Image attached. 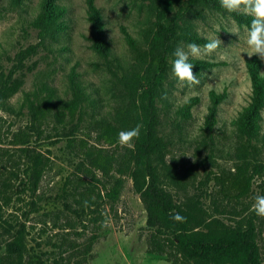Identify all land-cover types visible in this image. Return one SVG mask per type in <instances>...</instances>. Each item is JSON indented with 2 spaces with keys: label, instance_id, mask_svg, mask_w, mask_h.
<instances>
[{
  "label": "rangeland",
  "instance_id": "rangeland-1",
  "mask_svg": "<svg viewBox=\"0 0 264 264\" xmlns=\"http://www.w3.org/2000/svg\"><path fill=\"white\" fill-rule=\"evenodd\" d=\"M55 1L66 7L64 27L33 19L40 0H0V92L5 94L0 104V264H171L168 252L158 251L152 240L154 233L167 243L169 234L146 225L130 177L117 173L114 162L104 172L93 161L95 152L87 150L95 147L114 157L130 146L105 142L97 131L100 123L114 122L117 106L129 104L128 80L153 32L154 2L93 0L109 43V53L103 54L91 46L87 0ZM185 4L169 12L175 18V47L192 42L188 34L217 35L220 47L200 57L216 64L194 73L200 81L194 85L172 75V53L168 56L155 100L156 131L164 142L155 161L159 183L176 202L196 203L224 223L251 221L264 264V216L251 207L253 195L264 193V141L261 134L241 137L234 130L251 91L245 60L256 55L264 74V59L246 53L243 29L238 37L227 31L233 20L246 25L233 11L206 0L188 10ZM238 49L245 51L241 57L234 55ZM211 90L222 94L212 124L207 121ZM56 98L78 100L63 121L53 115ZM188 102L185 116L181 109ZM260 124L263 133L264 106ZM36 154L42 157L40 166L34 163ZM111 175L120 177L115 196L109 195ZM16 231L23 239L20 257L5 251Z\"/></svg>",
  "mask_w": 264,
  "mask_h": 264
},
{
  "label": "trees",
  "instance_id": "trees-1",
  "mask_svg": "<svg viewBox=\"0 0 264 264\" xmlns=\"http://www.w3.org/2000/svg\"><path fill=\"white\" fill-rule=\"evenodd\" d=\"M20 1V0H16ZM155 5L154 29L150 36L147 49H142L136 55V71L128 80L129 104L117 106L113 123H100L97 136L105 142H117V132L140 124V135L132 139L130 146L125 147L122 154L112 157V154L98 148L88 147V154L95 152V165L106 172L114 162L119 174H127L132 187L142 200L146 211V225L154 228L157 233H168L167 243H162L152 235L156 249L168 252L166 260L171 264H263L257 241L256 226L247 220L245 225L240 222L234 225L224 223L216 216L207 215L196 203H178L171 193L159 183L155 161L161 159L164 142L156 131L157 109L155 100L158 95L161 80L164 78L168 56L173 52L176 41L175 18L169 17L174 5L186 2L185 10L199 0H151ZM220 5V0H206ZM88 13L92 24L91 46L98 52L109 53V43L104 38L103 20L93 0H87ZM41 9L33 17L39 23H52L64 27L66 7L55 0H40ZM234 17L247 24L251 17L243 12L233 11ZM125 32V31H124ZM128 43L132 37L125 32ZM192 42H205L204 38L188 34ZM193 62L192 71L198 73L201 69L216 64L210 60L189 58ZM246 68L251 81V91L247 104L243 105L234 119V130L238 136H258L264 141L261 133L260 110L264 106V74L260 72L261 62L256 55L246 58ZM132 74V73H131ZM54 94L49 89V95ZM5 94L0 92V104ZM222 99V94L210 91L209 112L207 121H215L216 105ZM188 102L182 107L185 116L190 114ZM78 105L77 99L56 98L52 103L53 115L57 121H63L73 114ZM118 157H120L118 159ZM36 166L42 163L40 154H36ZM39 166L35 169L39 174ZM114 186L110 188L111 196L119 189L120 177L111 175ZM221 210V209H219ZM179 212L185 217L183 221H174L172 212ZM1 218V217H0ZM165 246L170 250L165 251ZM23 239L21 231H16L6 243L5 251L9 256H21ZM174 252V253H172Z\"/></svg>",
  "mask_w": 264,
  "mask_h": 264
},
{
  "label": "clouds",
  "instance_id": "clouds-1",
  "mask_svg": "<svg viewBox=\"0 0 264 264\" xmlns=\"http://www.w3.org/2000/svg\"><path fill=\"white\" fill-rule=\"evenodd\" d=\"M220 5L225 10L232 12L234 10H243L245 15L251 17L246 25H240L235 20L232 21L228 32L236 34L238 37L243 29L245 35L243 44L247 48L249 55L255 53L261 59H264V0H220ZM220 45L217 35L205 38V42L197 44L189 42L186 46H176L172 52L170 71L179 81L188 84L200 83L199 78L193 73V62L189 57L200 58L211 54ZM241 50H236L235 56L241 57ZM223 58V57H222ZM140 124H135L128 128H122L117 132V138L121 144L131 145L132 139L140 135ZM253 211L258 216H264V193L253 195ZM171 218L174 221H183L185 219L179 212H172Z\"/></svg>",
  "mask_w": 264,
  "mask_h": 264
}]
</instances>
